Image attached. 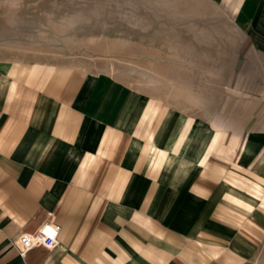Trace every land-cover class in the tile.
Here are the masks:
<instances>
[{"label": "crops", "instance_id": "0c3cea01", "mask_svg": "<svg viewBox=\"0 0 264 264\" xmlns=\"http://www.w3.org/2000/svg\"><path fill=\"white\" fill-rule=\"evenodd\" d=\"M201 1L242 32L204 102L0 60V264L263 259L264 0ZM46 221L58 243L20 255Z\"/></svg>", "mask_w": 264, "mask_h": 264}, {"label": "rangeland", "instance_id": "374dc122", "mask_svg": "<svg viewBox=\"0 0 264 264\" xmlns=\"http://www.w3.org/2000/svg\"><path fill=\"white\" fill-rule=\"evenodd\" d=\"M241 33L201 0H0V60L109 73L186 103L218 91L210 72Z\"/></svg>", "mask_w": 264, "mask_h": 264}, {"label": "built area", "instance_id": "2783aa9c", "mask_svg": "<svg viewBox=\"0 0 264 264\" xmlns=\"http://www.w3.org/2000/svg\"><path fill=\"white\" fill-rule=\"evenodd\" d=\"M61 227L53 221L44 222L34 233H22L15 237L12 242L19 249L20 255H25L27 251L37 245L54 247L58 243Z\"/></svg>", "mask_w": 264, "mask_h": 264}]
</instances>
